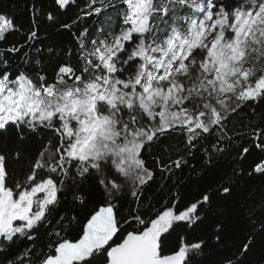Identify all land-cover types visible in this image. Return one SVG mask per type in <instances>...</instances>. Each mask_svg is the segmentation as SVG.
<instances>
[{
    "label": "snow or ice",
    "instance_id": "1",
    "mask_svg": "<svg viewBox=\"0 0 264 264\" xmlns=\"http://www.w3.org/2000/svg\"><path fill=\"white\" fill-rule=\"evenodd\" d=\"M54 2L66 10L74 0ZM94 16L91 27L73 33L75 49H47L56 61L51 82L42 50L35 59L25 56L39 71L16 70L14 76L0 53V264H203L204 239L189 242L180 236L166 251L168 237L178 227L199 225L213 198L231 196L241 176L236 169L221 174L182 210L174 190L171 206L152 207L145 215L140 204L155 173L143 152L169 133L184 136L183 149L165 148L168 163L157 157L164 178L174 180L173 173L205 137L213 142L201 149L205 167L198 177L236 151L232 117L244 105L264 100V0H87L71 22L47 13L53 26L67 30ZM37 28L33 18L28 42L37 38ZM19 30L0 10V40ZM18 51L15 45L6 49ZM42 129L51 135L29 152L25 141ZM249 135L264 152V128ZM172 149L186 155L173 160ZM248 151L244 147L237 155L243 158ZM22 161L26 164L10 171V162ZM253 171L264 176V160ZM85 185L100 193L85 216L59 212L65 192H71L73 203H88ZM125 198L136 207L122 220L119 201ZM259 207L264 211V201ZM257 227L264 233V220ZM41 228L48 242L37 249ZM225 231L220 220L211 235L219 243ZM245 239L241 257L254 237ZM23 240L31 243L9 257L12 245Z\"/></svg>",
    "mask_w": 264,
    "mask_h": 264
},
{
    "label": "trees",
    "instance_id": "2",
    "mask_svg": "<svg viewBox=\"0 0 264 264\" xmlns=\"http://www.w3.org/2000/svg\"><path fill=\"white\" fill-rule=\"evenodd\" d=\"M87 0H74L66 10H59L54 0H0V10L7 12L20 28L6 34V39L0 40V53H5V59L8 61L9 68L13 76L16 70H23L32 73L33 69L39 68L35 64L25 63V56L35 59L37 57V49L42 50L39 53L43 60L44 72L51 79L54 77L53 66L55 59H50L47 49L53 48L56 51L67 52L69 48L75 49L76 42L73 33L79 34L82 27H91L96 22V17L90 19L82 18L79 23L73 24L70 30L62 29L59 25L53 26L48 21L47 13L52 12L59 20L63 22H71L84 9ZM35 10V11H34ZM35 18L38 28V36L36 39L28 42L27 32L32 30V21ZM15 45L19 48L17 53H7L6 49ZM55 56V51L53 53ZM264 128V100L252 102L244 105L233 117L229 123L230 134H236L235 139L239 141L236 145V151H231L214 161V166L198 177L204 167L205 157L201 149L204 146H210L213 137H205L197 141L193 156L187 157L188 163L183 165L181 169L173 173V178L165 179V173L160 171L157 165V157H160L163 163H168V153L165 152L166 147L175 145L176 147H184V136L178 133H169L167 138H162L159 143L153 144L150 148H145L143 159L146 161L148 168L155 173V178L145 187L140 204L141 213L147 215L152 207H162L165 204L170 205V201L175 199L172 195L174 190L179 191L180 199L178 201L179 209H183L186 204L195 202L200 198V194L206 186L217 179L221 174L230 173L236 169L241 179L238 181L239 187L234 190L231 196L222 198L214 197V204L211 211L207 212L206 218L202 222L193 227H178L172 235L168 237L167 250L173 249L178 243L180 236H187L189 242L199 239L206 241L204 247L203 264H225L229 259H239L240 264H264V233L258 231V225L264 220V211H261L259 205L264 201V176L253 171L255 165L264 160V152L256 146L258 140L249 133L253 129ZM51 133L47 130H40L35 134L29 135L25 141V147L29 152L37 149L41 142H46ZM249 149L243 158L237 155L242 152L243 148ZM178 155H186L184 151L177 153L172 149L171 159H176ZM22 161L18 164L9 163L10 171L12 169L19 170ZM251 173V175H250ZM70 183V182H69ZM88 197V203L80 206L73 203L71 192L61 194V205L59 212H68L83 218L93 203L100 200V193L91 185H85L81 189ZM120 207L118 214L122 220L127 219L129 214H135L133 209L136 207V201L131 198H125L119 201ZM255 210L252 219L249 220V214ZM202 212L204 210H201ZM223 220L226 224V231L222 234V239L217 243L211 235L214 222ZM253 229L257 231L253 232ZM39 238L35 241L37 249L46 247L47 236L43 228L39 230ZM251 234L253 239L252 247L244 255L240 256L239 247H242L241 241L247 242L246 236ZM31 242L27 240L18 241L12 245L8 256L18 254L24 248L28 247ZM4 254L0 253V259Z\"/></svg>",
    "mask_w": 264,
    "mask_h": 264
}]
</instances>
